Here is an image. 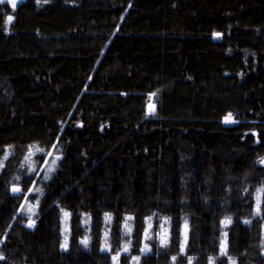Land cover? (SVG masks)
<instances>
[{"label":"trees","instance_id":"16d2710c","mask_svg":"<svg viewBox=\"0 0 264 264\" xmlns=\"http://www.w3.org/2000/svg\"><path fill=\"white\" fill-rule=\"evenodd\" d=\"M33 145L60 156L47 182L23 164ZM262 160L264 0L0 4V264H112L126 217L119 264H229L224 232L236 264H264ZM31 189L41 198L28 229ZM147 217L153 240L142 253ZM164 217L167 248L155 235Z\"/></svg>","mask_w":264,"mask_h":264},{"label":"rangeland","instance_id":"374dc122","mask_svg":"<svg viewBox=\"0 0 264 264\" xmlns=\"http://www.w3.org/2000/svg\"><path fill=\"white\" fill-rule=\"evenodd\" d=\"M40 153L44 155V160H43L44 162L43 163L41 162L42 163L41 165H40V159L38 158V155ZM49 153L51 155V150L47 152V151L42 150V149L38 148L37 146L33 145L29 149L27 155L25 156L23 164L28 168L30 173H34L35 174V179L36 178H39V179L41 178V181L47 182V181L50 180L51 176L56 171V169L58 167V163L60 161V156L54 155V156L51 157L52 159L51 158L49 159V157H50ZM57 157H59V158L57 159ZM33 169H35V171H33ZM49 169H52V170L49 171ZM41 173H42L43 176H40ZM29 193H31L32 195L35 196V200H31V201L30 200H27V201L24 200L22 202V204H21V206H22V212L21 213H22L23 216L28 218V222L26 224V228L33 229L35 227L34 219H35V217L37 215V212H38V206H39V202H40V198H41V193H40V191H37V189H31L29 191ZM65 213H68V212H62V214H61V221H62V243H61V245L63 244V242L65 240V236H67V238H68V243H67V248H64V247L61 246L62 250H67L68 249V247H69V239H70V228H69V220H70V218H69V213H68L67 216L65 215ZM29 217H31V221L29 220ZM30 222L32 224L31 227L28 226ZM126 222H127L128 225L131 226V233H132V225H131L132 224V220H128V221L125 220V223ZM153 222H154V220L152 218L151 221H150V223L152 225V228L150 230V233L152 235V239L151 240L144 239L143 242H142V248L141 249H143L146 244L150 248V242L153 240ZM125 223L123 224L122 231H121L122 232L121 236L123 238L122 244H121V250L118 251V252H115L116 254L114 253L112 256H115V255H117V253H119V257H120L123 253H125L123 251V246L130 241L131 234L130 235H125V227H124ZM85 225H87V222L85 223ZM167 225H168V223L165 224L164 227L168 230V226ZM223 228L225 229L227 227H225L223 225ZM108 231H109V229L107 228L106 231H105V233H107V240H108V237H109ZM163 231H164V229H162V228H160L158 230V232H161V233H163ZM183 231H184V229L182 230V232ZM105 233H104V237H103L104 238V243H105V238H106L105 237ZM167 235L169 237L168 231H167ZM263 237H264V234H263ZM221 239H223V237ZM157 241L160 243L158 237H157ZM129 249H130V247H129ZM219 249H220V247H219ZM104 250L107 251V252H111L112 253L111 247H110V250H108L104 246ZM149 252H147V253H149ZM142 253H144V252H142ZM219 255H221L220 251H219ZM132 263L133 264H139V262H137L136 260H133V259H132ZM112 264H114V261H113ZM117 264H119V260H118ZM192 264H193V262H192Z\"/></svg>","mask_w":264,"mask_h":264},{"label":"snow or ice","instance_id":"6c2138e0","mask_svg":"<svg viewBox=\"0 0 264 264\" xmlns=\"http://www.w3.org/2000/svg\"><path fill=\"white\" fill-rule=\"evenodd\" d=\"M37 2H39V0H37ZM45 3H47V0H44ZM9 4L11 5L12 9L15 10L16 6H17V0H0V4ZM13 19V17L11 15H9L7 17V21L8 22H11ZM217 36L219 34H216ZM155 95V94H153ZM153 109H154V106H151ZM154 114V112H153ZM225 122H232L231 120V114H229L227 117H225ZM53 148H55V145L52 146ZM50 155V153H49ZM59 157H57L58 159ZM5 159H6V156H5ZM261 163H264V160L261 161ZM52 169H49V171H51ZM33 171H35V169H33ZM18 179V177H17ZM13 191L14 192H20L21 189L19 187H16V186H13ZM37 191H39V189H37ZM255 200H256V205H255V213L257 215L261 214V205L264 204V186H262L260 189H257L256 190V195H255ZM65 215L67 216L68 213H65ZM155 215V214H154ZM133 218L132 217H126V221L128 220H132ZM151 217H147L146 218V224H147V227L145 228V231H144V236H145V239L146 240H151L152 239V235L150 233V230L152 228V225L150 223L151 221ZM29 220L31 221V217H29ZM105 220L106 221H110L111 220V216L109 214H105ZM163 220V223L160 224V228L164 229L163 233L161 232H157L155 233V235L159 238V241H160V246L161 247H164V248H167L168 247V244H169V237L167 235V229L164 227L165 224L169 223V220L170 218H167V217H164L162 218ZM232 222V218L231 217H226L224 220L221 221V224L224 225L225 227H227L229 224H231ZM244 223L248 224V223H251V221L249 220H245ZM29 227L32 226L31 222L29 223L28 225ZM125 227V235H130L131 234V226L127 224V222L125 223L124 225ZM184 231H183V240L179 241L180 243V253L181 254H185V247L187 245V240H188V223H187V218H185V221H184ZM227 232H224L222 233V237L223 239H221V242H220V254L223 255V256H227V259H228V262L229 264H236V261L231 257V256H228L227 254ZM105 248L110 250V245L108 244V240H107V233H105ZM67 243H68V238L67 236H65V240L63 242V244L61 245L62 247L64 248H67ZM82 244H84L85 246H87V243H88V239L85 238L84 240L81 241ZM130 243L131 241H129L128 243H126L124 246H123V251L125 253H127L129 251V246H130ZM142 252L144 253H147L149 251H151V249L148 247V245L146 244L145 247L143 249H141ZM187 258V261H188V264H192L193 260H194V257H191V256H186ZM4 259L3 255L0 254V260ZM133 260H136L137 262L139 261L140 257L138 256H135V257H132ZM119 260V253H117V255L113 256V261H114V264H117ZM215 260H216V257H209V264H215ZM176 261H177V257L176 256H173L172 257V264H176Z\"/></svg>","mask_w":264,"mask_h":264},{"label":"water","instance_id":"95a60500","mask_svg":"<svg viewBox=\"0 0 264 264\" xmlns=\"http://www.w3.org/2000/svg\"><path fill=\"white\" fill-rule=\"evenodd\" d=\"M25 2V0H17V6L22 5Z\"/></svg>","mask_w":264,"mask_h":264}]
</instances>
